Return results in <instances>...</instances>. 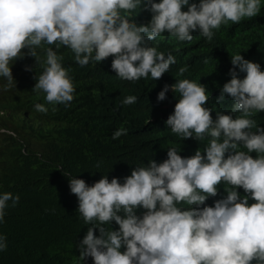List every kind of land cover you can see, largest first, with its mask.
<instances>
[{
	"label": "clouds",
	"instance_id": "clouds-1",
	"mask_svg": "<svg viewBox=\"0 0 264 264\" xmlns=\"http://www.w3.org/2000/svg\"><path fill=\"white\" fill-rule=\"evenodd\" d=\"M261 7L262 0H0V77L7 81L4 90H10V65L28 49L27 56L42 69L32 92L43 94L47 104L68 106L75 84L58 55L61 47L81 68L112 57L111 70L120 80H159L177 61L171 51L166 54L151 42L165 33L191 42L196 31L211 42L222 25L250 20ZM137 10L150 12V21L134 22ZM230 63L231 79L217 102L230 97L235 118L217 111L213 119L212 109L205 107L206 87L180 79L187 65L157 95L164 101L167 92L179 94L165 123L183 140L206 141L203 150L183 157L181 149L169 147L166 159L135 166L123 182L103 175L90 186L68 178L77 212L89 225L77 245L75 264L88 258L93 264H264V128L254 118L264 112V71L241 53L231 55ZM237 69L245 74L242 79ZM137 99L128 95L121 104L133 105ZM34 108L49 111L44 103ZM124 135L127 129L120 127L111 138ZM221 186L226 195L208 206ZM19 200L11 192L0 193V224L9 201L16 207ZM113 221L117 230L105 227ZM6 239L0 234V252L7 248Z\"/></svg>",
	"mask_w": 264,
	"mask_h": 264
},
{
	"label": "trees",
	"instance_id": "trees-1",
	"mask_svg": "<svg viewBox=\"0 0 264 264\" xmlns=\"http://www.w3.org/2000/svg\"><path fill=\"white\" fill-rule=\"evenodd\" d=\"M136 15L137 23L151 19L148 11L137 10ZM192 35L191 42H180L167 33L151 42L166 54L171 51L177 62L161 79L142 78L136 83L117 78L110 67L112 57L81 68L73 62L70 50L61 47L58 55H63V66L75 84L74 99L68 106L47 104L43 94L32 92L34 77L42 69L27 56L28 49L23 50V58L12 62L14 82L10 90H4L7 81L0 77V193L11 192L20 200L16 207H11L9 201L0 224V234L7 238V248L0 252V264L78 261L77 245L89 225L77 212L78 201L70 192L68 178L83 179L90 186L103 175L123 182L135 166L146 165L150 159L157 163L166 159L169 147L181 149L179 154L183 157L203 150L206 141L183 140L172 134L165 123L179 94L167 92L164 101L157 100L165 84L175 83L180 67L188 66V72L180 79L206 87L209 101L205 107L212 109L213 119L217 111L235 118L230 97L217 101L223 84L231 79V55L241 53L246 60L259 63L264 71V0L258 16L239 24L222 25L211 42L198 31ZM26 67L32 70L26 71ZM237 72L242 79L245 74L238 69ZM128 95L137 96V102L122 105ZM36 103H44L48 113L36 112ZM53 107L56 111H52ZM254 118L264 128V112L256 113ZM120 127L127 129V135L113 140L112 133ZM251 155L255 157L256 153ZM219 191L220 195L206 201L208 206L226 195L223 186ZM238 191L244 195L243 189ZM143 211L138 210L137 215ZM105 227L118 229L114 221ZM80 264L93 262L88 258Z\"/></svg>",
	"mask_w": 264,
	"mask_h": 264
}]
</instances>
